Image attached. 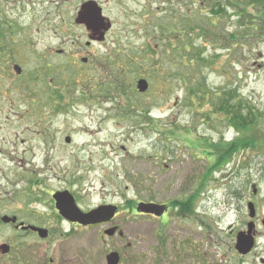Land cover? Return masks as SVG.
<instances>
[{
	"label": "rangeland",
	"instance_id": "1",
	"mask_svg": "<svg viewBox=\"0 0 264 264\" xmlns=\"http://www.w3.org/2000/svg\"><path fill=\"white\" fill-rule=\"evenodd\" d=\"M84 1L0 0L6 197L14 189L49 202L50 190L65 188L88 208L119 205L123 237L104 235L106 226L53 224L42 245L63 264H106L112 251L119 264H262L264 0H95L112 24L96 42L74 22ZM140 78L149 84L142 93ZM225 96L252 109L254 136L244 137L261 143L210 168L219 144L236 136L215 112ZM189 196L194 212L184 218L175 209L170 220L131 213L138 200ZM250 221L254 243L242 255L236 235Z\"/></svg>",
	"mask_w": 264,
	"mask_h": 264
},
{
	"label": "flooded vegetation",
	"instance_id": "2",
	"mask_svg": "<svg viewBox=\"0 0 264 264\" xmlns=\"http://www.w3.org/2000/svg\"><path fill=\"white\" fill-rule=\"evenodd\" d=\"M99 7L101 8L100 5ZM80 26L83 25L80 24ZM92 42H96V41L92 40ZM56 51H58L60 54L62 53L61 49H57ZM2 127L3 125H0V131L2 130ZM69 139L70 141L68 143L66 141L64 142L66 144H70L71 138L69 137ZM44 142L45 145L47 146L49 141L47 139H44ZM44 151H45V155L43 158H46V154L48 151L46 149H44ZM2 180L3 177L0 176V264H63L61 257L54 258L53 252L50 254L49 252L46 251L47 248L44 245H42V243L48 244L50 240L53 238L55 234V231L53 229V224L57 222H62L76 229L106 226V228L102 231L104 235H106L104 233L106 229L111 227H116L115 233L112 236L117 234L119 237H123V232L119 231L118 229L119 227L117 226V224L114 223L116 221L115 217L117 216L118 210L120 208L119 205L115 203L102 201L95 207L88 208L81 204V200L77 193H70V191L65 188L62 190H55V189H53L52 191L50 190V192L46 194V197L48 196L49 198V202L47 201V199L42 200L41 198H37L36 196L29 198L28 192L25 195H23L24 196L23 197L22 193L20 194L16 192L14 189H12L11 192L6 197V191L5 189H3V185L1 182ZM62 191H68L72 195L75 205L82 212H88L89 210L94 209L101 205H115L116 206L115 214L112 217V219L108 222L89 224L86 226L81 225L78 222L70 221L67 218L61 216L55 206L54 195L55 193ZM34 195H36V193ZM22 199L28 200L26 202L27 206L25 208L22 207ZM193 200H194L193 196H189L184 201L177 200L171 203H167V202L158 203L153 199L144 201L147 203L153 202V203H158L159 205H163L164 211L160 216H156L151 213H144L137 211V204L142 202L139 200L136 202V206H134V203H131L130 209H131V213L136 216L141 215V216H148L161 220H165V219L170 220L168 218V215L170 214L172 209H175L177 211V215L182 216V218L191 215L194 212ZM37 203H41L42 207L37 208L36 206H30L31 204H37ZM127 206H129L128 203ZM46 208L48 209V211ZM32 228H39L46 230L47 235L45 237H42L40 234L43 233V230L36 231L33 230ZM5 229H8L9 231L8 234L6 233ZM23 237H27L32 241L31 247H26V245L20 240ZM49 248L50 247L48 246V249ZM105 260H106V256H105ZM119 263H120V255H119L118 264Z\"/></svg>",
	"mask_w": 264,
	"mask_h": 264
},
{
	"label": "water",
	"instance_id": "3",
	"mask_svg": "<svg viewBox=\"0 0 264 264\" xmlns=\"http://www.w3.org/2000/svg\"><path fill=\"white\" fill-rule=\"evenodd\" d=\"M74 22L76 24H82L88 32L89 39L96 41H103L106 32L111 28L110 20L103 16L102 9L94 0H88L81 5ZM14 70L16 73L21 72V68L17 65H14ZM136 89L141 93L145 92L148 89L147 80L143 78L138 79ZM65 141L68 143L70 141L69 137H65ZM54 198L55 206L61 216L85 226L89 224L108 222L112 219L116 211L115 205H101L89 210L88 212H82L75 205L74 199L68 191L57 192L55 193ZM247 208L249 210V217L253 218L255 216L254 204L252 202H248ZM137 211L160 216L164 211V206L157 203L141 202L137 206ZM32 229L36 231L43 230L39 228ZM254 229L255 224L253 221H250L247 224V230L237 234L235 249L239 254L245 255L251 250L254 243ZM115 230L116 227H111L106 229L104 233L107 236H112L115 233ZM40 235L45 237L47 235L46 230H43V233ZM261 261L264 263V260ZM118 262L119 254L117 252L112 251L106 255V264H118Z\"/></svg>",
	"mask_w": 264,
	"mask_h": 264
},
{
	"label": "trees",
	"instance_id": "4",
	"mask_svg": "<svg viewBox=\"0 0 264 264\" xmlns=\"http://www.w3.org/2000/svg\"><path fill=\"white\" fill-rule=\"evenodd\" d=\"M257 2L261 1L257 0ZM189 50L190 48L187 49V51ZM187 56H189L188 63H192V61L194 60L193 56L191 54ZM197 94H199V91ZM227 97L225 96L223 99H219L218 103H216L215 112L221 113L224 116L230 127L233 128V130L235 131L236 136L230 139L229 141H223L221 142V144H219V146L222 147V150H219L220 153L217 155V158L215 159L213 165L210 168H215L216 166L222 165L225 162L229 163L232 158V155H237L238 153L242 152L247 148H254L255 146H257L256 141L257 144L261 143L259 142L260 139L257 140L258 138H256V136V141H251L244 137L245 132L252 135L254 134V131L250 129V126H252L253 124L251 121L253 118L250 120L246 118L247 114H249V116L251 115L252 109L250 107H247L244 101L238 100V98L236 97L233 98L234 101H236L234 102V104H229L228 102L226 103L227 99L229 102L231 99V97ZM242 110L245 111L246 115H242ZM212 170L213 169H209L210 172H212Z\"/></svg>",
	"mask_w": 264,
	"mask_h": 264
}]
</instances>
